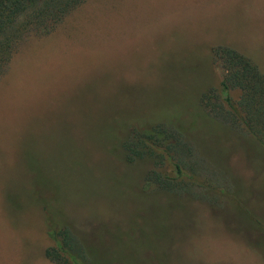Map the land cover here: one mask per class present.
<instances>
[{"label":"rangeland","instance_id":"374dc122","mask_svg":"<svg viewBox=\"0 0 264 264\" xmlns=\"http://www.w3.org/2000/svg\"><path fill=\"white\" fill-rule=\"evenodd\" d=\"M218 42L264 73V0H90L20 43L0 78V264H56L51 211L84 264H264V153L199 105ZM138 120L181 127L180 188L150 179L175 177L168 155L124 156Z\"/></svg>","mask_w":264,"mask_h":264},{"label":"trees","instance_id":"16d2710c","mask_svg":"<svg viewBox=\"0 0 264 264\" xmlns=\"http://www.w3.org/2000/svg\"><path fill=\"white\" fill-rule=\"evenodd\" d=\"M90 0H0V78L6 71L20 43L33 35H47L74 9ZM213 61L219 67L221 80L218 87L202 92L199 105L212 119L240 127L257 140L264 153V73L249 56L229 44L214 43L210 47ZM238 91L237 100L231 92ZM160 111V110H158ZM158 113V112H157ZM122 136L121 148L128 161L148 157L157 164L165 163L166 155L175 168V177L152 170L150 179L160 188H180L176 181L187 177L184 170L186 151L192 154L184 133L177 122L156 121L142 126L139 120ZM125 128V127H124ZM123 130H118L117 137ZM120 132V133H119ZM37 187L45 188L34 167ZM183 180V179H182ZM48 216V234L55 248L46 249L45 254L56 264H84L89 256L73 231L59 221L57 213Z\"/></svg>","mask_w":264,"mask_h":264}]
</instances>
